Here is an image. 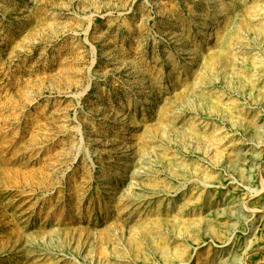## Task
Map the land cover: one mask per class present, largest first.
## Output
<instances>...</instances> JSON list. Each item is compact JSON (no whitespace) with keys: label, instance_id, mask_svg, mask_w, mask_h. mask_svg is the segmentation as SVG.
Returning a JSON list of instances; mask_svg holds the SVG:
<instances>
[{"label":"rangeland","instance_id":"rangeland-1","mask_svg":"<svg viewBox=\"0 0 264 264\" xmlns=\"http://www.w3.org/2000/svg\"><path fill=\"white\" fill-rule=\"evenodd\" d=\"M0 264H264V0H0Z\"/></svg>","mask_w":264,"mask_h":264},{"label":"bare ground","instance_id":"bare-ground-1","mask_svg":"<svg viewBox=\"0 0 264 264\" xmlns=\"http://www.w3.org/2000/svg\"><path fill=\"white\" fill-rule=\"evenodd\" d=\"M241 211V210H240Z\"/></svg>","mask_w":264,"mask_h":264}]
</instances>
